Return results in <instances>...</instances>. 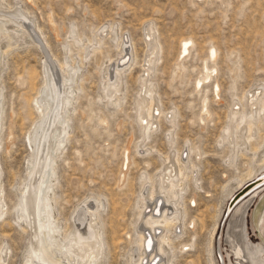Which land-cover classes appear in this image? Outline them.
I'll list each match as a JSON object with an SVG mask.
<instances>
[{"label": "rangeland", "instance_id": "374dc122", "mask_svg": "<svg viewBox=\"0 0 264 264\" xmlns=\"http://www.w3.org/2000/svg\"><path fill=\"white\" fill-rule=\"evenodd\" d=\"M0 5L4 12L18 19L22 9L28 17L23 20L26 29L34 33L41 45L24 38L25 35L11 33V44L0 36L1 50L6 51L0 56V95L3 96H0V193L5 210L0 217V245L7 249L5 264H24L26 251L33 243L31 230L25 228L17 212L33 154L27 136L40 120L34 101L42 84L45 60L54 67L57 77L62 75L58 63L67 69L74 63L80 74L76 79L78 100L70 117V139L55 163L54 194L58 202L53 203V212L59 224L69 228L77 209L86 202L93 208V198L102 199L105 206L99 219L104 241L101 264H128L131 250L137 252L133 240L141 209L140 175L151 178L150 185L168 155L183 152L185 159H194L189 148L199 150L200 157H195L196 183L184 181L186 190L179 204L185 213L181 207L182 222L177 232L179 244L190 243L192 247L181 251L175 242L168 264H212L213 261L236 264L225 242L226 231L236 209L254 195L255 199L246 207L245 234L252 243L264 247V234L253 222L255 205L264 192L257 195L254 190L241 200L237 199L241 190L231 199L227 196L230 188L236 189L241 176L253 167L258 149L264 147V120L250 143L236 154L234 164L225 160L230 149L225 143L218 144L232 102L243 103L248 91L256 86L264 87V0H0ZM148 20L152 21L162 48L150 79L155 84L161 111L168 113L174 108L177 116L176 128L168 127V121L162 117L156 133H146L145 138L149 137L140 146L151 153L139 155L136 151H140L138 143L142 135L134 108L146 52L143 24ZM104 27L106 33L111 27L126 40L128 61L136 57V65L127 68L122 78V100L111 106L101 100L102 75L107 65L118 57V50L108 35L102 37ZM80 37L83 43L77 45L74 39ZM184 38H190L193 45L181 61L184 70H174L180 41ZM210 49L217 50L215 62L207 59ZM203 64L217 68L212 81L220 85V91L216 99L211 87L207 90L211 115L200 122L202 92H194L193 85L204 71ZM100 118L106 120V125L99 123ZM170 130L174 133L171 143L166 137ZM8 134L12 135L10 141ZM124 151H128L127 170ZM262 186L263 181L256 190ZM217 220L221 222L214 241L216 232L212 229L217 227ZM211 237L213 254L209 253ZM155 260L157 263L159 258Z\"/></svg>", "mask_w": 264, "mask_h": 264}, {"label": "bare ground", "instance_id": "6f19581e", "mask_svg": "<svg viewBox=\"0 0 264 264\" xmlns=\"http://www.w3.org/2000/svg\"><path fill=\"white\" fill-rule=\"evenodd\" d=\"M17 9H20V7ZM10 15H12V13L8 15L0 5V36L5 37L8 43H10L9 41L12 38L11 33L21 37L25 35L24 38L27 37L29 40L36 42L37 39L34 37V33L32 34L24 25L23 20H28L24 11L20 9V19ZM151 22L152 21L148 20L143 24L146 37L144 40L146 52L141 66L143 70L139 77V91L135 99L134 108V117L139 124L142 135L140 143H138V149H140V151H136L139 155H142V153H151L148 149L144 151L141 147L145 139L147 140L149 137L145 138L146 133L153 134V132L157 131L158 127L161 126L160 121L162 117H164V120L168 121V127L171 125V128H174L176 126L177 116L174 108L168 113L161 111L160 102H158L159 100L155 93V84L153 80L150 79L153 69L160 61V53L162 51V48L157 42L156 32ZM52 23L50 24L52 25ZM52 27L53 30L56 31V27L54 28V25H52ZM111 27L110 31L107 33L106 27H104V35H102V37L108 35V39L116 45L118 57L110 65H107L108 67L105 66L106 70H103L104 74L102 71L101 96V100L104 101V104L110 106L116 105L117 103L119 104V101L122 100L123 75H125L124 73L127 68L130 70L136 63V57L128 61L126 40L123 39V36L120 37L117 35L116 30H112ZM71 35L74 36V34ZM96 35L100 37V34ZM102 37H100V39H102ZM70 38L72 39V37ZM100 39L98 40L100 41ZM99 41H97L98 44ZM74 42L77 45L78 43H83L81 37L74 39ZM8 43L7 45L10 46L11 43ZM37 44L41 47L39 42ZM192 45L193 41L190 38L181 39L176 63L173 67L174 70H184L181 61L189 55ZM65 50L66 52H70L68 48ZM216 51L215 49H210L207 55L209 61L215 62L217 56ZM5 52L6 51H2L0 47V56L5 54ZM206 62L207 61H205V63ZM70 63L72 62L70 61ZM70 66L71 68L67 69V67L58 63V68L62 74L60 78L56 76L54 67L45 60L43 63L42 84L37 91L34 101V105L37 106L38 113H40V120L35 124L36 128L32 132H29L27 136L33 154H31L32 160L29 161L27 182L24 184L21 191L17 212L19 213L18 218L26 224L25 228L29 227L33 235V243L30 244L26 251L24 264H101L104 255V241L101 234L102 229L99 219L105 205L100 197L93 198V208H90L89 203L86 202L80 207V211L77 209L78 211L76 210L75 219L69 228H65L66 226L62 227L56 219V214L54 215L53 212V203L56 205L58 202L54 194V189L56 188L55 163L56 159L65 148L62 147L66 144V141L70 139L68 131L70 128V117L71 113H74V105L78 100L76 79H78L79 69L75 67L74 63ZM207 66L204 65V71L200 72L193 85L194 92H202L198 115V120L200 122H205L207 117L211 115V111L207 107V90L211 87L210 90L212 95L215 96L216 99L220 91V85L216 81H212L213 78L216 77L217 68L215 66ZM175 73L176 72H174V74ZM211 81L213 84H211ZM230 90L232 92L235 90L234 82H232ZM248 94L249 96H247ZM248 94L244 97L245 99L243 98V103L239 100L232 102L225 132L219 139L220 141L218 140V144L221 145L225 143L230 149V154L225 159L230 165L234 164L236 154H238V152L241 153L242 148H245L246 144L248 142L250 143L254 135L257 134L259 125L264 120V87L256 86L248 91ZM1 100L0 113L2 108ZM98 121L106 125V120L104 118H100ZM1 128L0 119V131ZM11 137L12 135L8 137V141H10ZM166 137L169 143L173 142V130L168 132ZM188 150L194 154V159L189 156V158L185 159L187 156H184L183 152L177 154L175 151L172 155H168V153L166 161L163 160V162L166 163H163V168H161L160 172L157 174L156 179L151 181L150 185H148V182H150L151 178L149 179L147 175V178L144 177V175H140V181H143L142 191H140L139 197L141 209L137 214V226L134 233L136 238L133 240L138 249L137 252H134L133 249L131 250L128 264L170 263V257H172L170 253L173 252L171 251L172 246L175 245V242L179 244V234L177 230L182 222L181 216L185 209L179 204L180 197L185 194L184 192L186 190L184 181H196L194 177V173L196 172L195 157L196 159L200 157L199 150L192 148ZM258 151L259 155L256 156V159L254 158L253 167H249L246 173L244 175L242 174L243 176H241L236 184V189L230 188L228 191L227 196H229V199L240 190L242 193H245L255 189L254 194L257 195L259 191H261L259 195L264 192V186L256 190L260 183L262 181L264 182V147L258 149ZM127 155L128 151H124L125 169L128 168L129 164L128 157H126ZM259 175H262V177L258 178ZM142 177H144V179H142ZM260 179L262 181H260ZM120 180L122 181V179ZM248 185L251 186L247 187ZM146 187H149V190L146 189ZM232 189L235 190L232 191ZM254 197H256V195L251 197L250 200H245L246 202L236 209L226 231L225 242L229 245L230 252L233 254L236 264H264V247L260 243H252L247 239L245 234L246 207ZM1 200L2 197L0 193V217L5 212ZM160 200H163L162 206H160ZM183 200L182 198V201ZM193 202L194 201H192V203ZM227 204L228 201L225 204L226 207ZM255 206L253 222L255 227L259 228L262 235L264 234V195L260 197ZM181 207L183 208V212H181ZM220 222L221 220L217 222V227L214 226L212 229V232H216V234L213 233L214 241L219 230ZM80 225L83 226L82 229L79 227ZM25 228H23V231ZM211 241H213V239L210 240L209 243V253L213 254L214 246ZM179 246L181 251H186L187 248L192 247L190 243H181ZM6 255V247L0 245V264H5ZM155 258H159L157 263L156 260L154 261ZM213 262L212 264H215Z\"/></svg>", "mask_w": 264, "mask_h": 264}, {"label": "water", "instance_id": "95a60500", "mask_svg": "<svg viewBox=\"0 0 264 264\" xmlns=\"http://www.w3.org/2000/svg\"><path fill=\"white\" fill-rule=\"evenodd\" d=\"M256 189H257V188H256ZM254 190H255V189H254ZM254 190H251V191H249V192L242 193L240 196L237 197V199L239 198V200H241V199L247 197V196H248L250 193H252ZM241 192H242V191H241ZM241 192H240V193H241ZM240 193H239V194H240ZM239 194H238V195H239ZM237 199H236V200H237ZM239 200H238V201H239ZM238 201H237V202H238ZM235 202H236V201H235Z\"/></svg>", "mask_w": 264, "mask_h": 264}]
</instances>
